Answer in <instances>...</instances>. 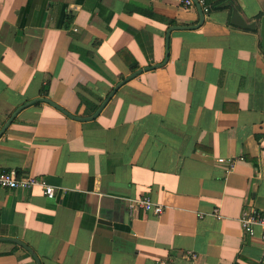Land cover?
<instances>
[{"label": "crops", "instance_id": "1", "mask_svg": "<svg viewBox=\"0 0 264 264\" xmlns=\"http://www.w3.org/2000/svg\"><path fill=\"white\" fill-rule=\"evenodd\" d=\"M218 1L92 117L165 61L169 29L198 24L197 4L0 0V131L29 101L59 106L36 101L0 135V166L56 189L0 188V238L40 264H264L263 228L240 223L264 214V0ZM142 194L163 213L131 212ZM0 264L38 262L0 240Z\"/></svg>", "mask_w": 264, "mask_h": 264}, {"label": "built area", "instance_id": "2", "mask_svg": "<svg viewBox=\"0 0 264 264\" xmlns=\"http://www.w3.org/2000/svg\"><path fill=\"white\" fill-rule=\"evenodd\" d=\"M185 6H193L196 4L195 0H180ZM203 12L209 13L210 6L206 0H197ZM244 157H223L219 158L220 163L226 164V168L231 169L237 161L243 160ZM39 186L43 189V193L48 198H54L56 195L55 187L48 182L45 177L36 176L33 174H23L16 169H8L0 166V188L2 189H31ZM141 209L146 213H153L160 215L164 211V206L155 203L148 195H140L129 200V210ZM241 227L244 233L253 235L256 226H261L264 233V214L258 209L246 210L240 217ZM186 255L195 259L197 254L193 251H187Z\"/></svg>", "mask_w": 264, "mask_h": 264}, {"label": "water", "instance_id": "3", "mask_svg": "<svg viewBox=\"0 0 264 264\" xmlns=\"http://www.w3.org/2000/svg\"><path fill=\"white\" fill-rule=\"evenodd\" d=\"M197 6L199 7V12H200V21L198 24L195 25H190V26H173L169 29L168 34H167V56L165 58V61L161 64H153L151 66H147L144 68H139L138 70L134 71L132 74H130L129 76H127L126 78H124L123 80H121L115 87L114 89L111 91V93L109 94V96L105 99V101L102 103V105L98 108V110L95 112V114L92 117H95L96 115H98L100 113V111L102 110V108L106 105V103L108 102V100L112 97V95L117 91V89L122 86L124 83H126L127 81H129L130 79H132L133 77H135L136 75L142 73L144 70H149L151 68H155L159 65H163L167 62L168 58H169V37H170V32L173 29H195L198 28L199 26L202 25V23L204 22V12L201 8V6L198 4L197 0H195ZM233 23L239 26H245V27H249V28H256L257 27V23L256 22H251L248 23L246 22V20L240 15V13L238 12V10H234V14H233V19H232ZM261 36H262V40H263V47H264V16L262 17L261 20ZM36 101H45L48 102L50 104H53L57 107H59L55 102H53L52 100H50L49 98L46 97H40L37 98L35 100L29 101L26 104H24L23 106L19 107L14 113L13 115L10 117V119L6 122V124L4 125V127L2 128V130L0 131V135H2V133L6 130V128L9 126V124L13 121V119L16 117L17 113L24 107L36 102ZM66 112V111H65ZM68 113V112H66ZM69 114V113H68ZM76 118H80V119H86V118H81V117H76ZM0 240H7V241H12L15 242L21 246H23L24 248H26L27 250H29L33 256L37 259L38 264H40L39 259L37 258L36 254L34 253V251L28 246L26 245L24 242H22L19 239L16 238H11V237H6V238H0Z\"/></svg>", "mask_w": 264, "mask_h": 264}, {"label": "trees", "instance_id": "4", "mask_svg": "<svg viewBox=\"0 0 264 264\" xmlns=\"http://www.w3.org/2000/svg\"><path fill=\"white\" fill-rule=\"evenodd\" d=\"M234 0H220L218 1L213 7L214 8H230L231 10H233L234 7ZM259 18L262 17V14H260L258 16ZM245 30H250L253 32H258V28H249V27H242Z\"/></svg>", "mask_w": 264, "mask_h": 264}]
</instances>
